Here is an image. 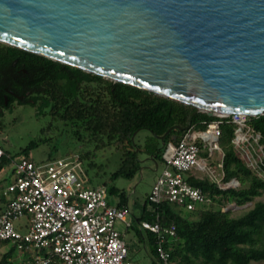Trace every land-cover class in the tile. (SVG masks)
<instances>
[{"label": "trees", "instance_id": "trees-1", "mask_svg": "<svg viewBox=\"0 0 264 264\" xmlns=\"http://www.w3.org/2000/svg\"><path fill=\"white\" fill-rule=\"evenodd\" d=\"M15 102L32 103L38 107L39 114L50 115L48 129L54 127L55 121L60 122L69 126L71 134L78 140L94 144L84 156L78 154L79 160L89 159L90 167L97 165V149L114 147L122 156L110 180L133 178L141 169L140 153L163 163L170 144L176 145L186 133L207 130L209 124L220 120L217 115L196 113L188 129L190 115L195 110L191 105L0 42V115ZM250 123L261 133L264 142V115L251 117ZM172 126L179 128L173 129L163 140L157 137ZM220 128L222 180L228 182L236 178L240 184L224 187L209 176H191L190 183L200 187L209 198L197 210L190 211L191 214L197 213L198 218L184 215L182 209L167 201L154 203L148 196L142 212L135 217L137 222L158 221L163 226L176 228L177 236L165 246L171 253L173 264H252L253 261H264V201L255 200L264 194V179L246 165L234 146L235 123L231 118H223ZM141 130L150 134L143 143H138L135 138ZM38 144L37 141L30 142L23 149V156L31 158L29 152ZM57 150L58 146L53 145L46 160L55 158ZM201 154L208 157L209 152L206 150ZM11 160L5 150L0 156V173ZM109 201L127 205L126 191L111 184ZM253 201L254 205L239 216H232L230 209L225 210L230 203L244 206ZM5 202L3 194L0 196V212ZM136 234L144 240L143 231L136 229ZM145 237L153 255L150 264H160L156 235L147 232ZM4 243L9 242L0 241V246ZM17 252L16 246L10 244L0 264H25L28 255L24 261H18L15 259Z\"/></svg>", "mask_w": 264, "mask_h": 264}, {"label": "water", "instance_id": "water-1", "mask_svg": "<svg viewBox=\"0 0 264 264\" xmlns=\"http://www.w3.org/2000/svg\"><path fill=\"white\" fill-rule=\"evenodd\" d=\"M0 42L191 105L188 129L264 112V0H0Z\"/></svg>", "mask_w": 264, "mask_h": 264}, {"label": "built area", "instance_id": "built-area-1", "mask_svg": "<svg viewBox=\"0 0 264 264\" xmlns=\"http://www.w3.org/2000/svg\"><path fill=\"white\" fill-rule=\"evenodd\" d=\"M260 115L264 112L255 116L217 115L220 120L209 124L207 130L190 131L176 145L170 144L149 200L167 201L187 211L209 201L189 178L210 171L209 162L201 155L204 148L209 159L219 152L217 164L223 167L219 142L223 118L235 123L232 142L241 158L264 179V142L250 123L251 117ZM4 153L0 142V156ZM79 158L74 154L38 162L21 156L14 161L13 180L3 193L6 202L0 212V241L26 252L25 264H133L125 233L117 228L118 221L132 226L131 207L110 203L108 181L91 177L81 164L83 158ZM227 183L230 185L224 187L240 184L235 178ZM138 224L141 231L156 235L159 263L173 264L165 246L177 236L176 228L149 220Z\"/></svg>", "mask_w": 264, "mask_h": 264}, {"label": "rangeland", "instance_id": "rangeland-1", "mask_svg": "<svg viewBox=\"0 0 264 264\" xmlns=\"http://www.w3.org/2000/svg\"><path fill=\"white\" fill-rule=\"evenodd\" d=\"M50 122L51 116L48 114H39L38 107L32 103L21 104L15 102L11 108L4 109L2 115H0V142L3 144L8 155L12 157V160L0 173V196L3 195L8 183L13 180V161L24 155L22 151L30 142L37 141L39 143L29 152V156L38 162L47 159L53 145L58 146V150L54 152L55 158L64 157L66 153L70 152L71 155L81 154L84 156V152L88 148L94 147V144L89 142L83 143V141L78 140L71 134L70 127L60 122L55 121L54 127L48 129ZM42 129H45V131ZM149 134L147 130H141L135 139L138 143H143L145 137ZM204 151H206L205 148ZM96 154L95 162L97 165L90 167L88 164L89 159L84 157L85 160L81 162L82 166L95 180L96 178L101 182L107 180L108 186L114 184L120 189H124L127 193L129 206L134 210L135 215L139 216L142 212L145 199L163 170V163L154 160L145 153H140L141 169L133 178L120 177L116 180H110L111 174L118 168L122 154L116 151L114 147L97 149ZM201 155L202 158H206L209 162L211 169L207 173L198 172V175L200 177L209 176L220 182L222 186L226 184L230 185L222 180L223 173L221 167L217 164L220 160V153L217 152L213 156V159H209V157H205L203 154ZM212 170L213 173H211ZM255 200L264 201V194L255 198ZM253 205L254 201L244 206H237L235 203H230L225 207V210L230 209L232 216H239ZM182 211L186 216L190 214L192 219L198 218L197 213L193 214L192 212L191 214L190 211L185 209ZM137 225L138 222L135 219L134 227L130 228L122 221L117 222V228L125 233L126 241L132 246L130 251L133 264H150L153 260V255L149 245L146 244L145 248L142 242L143 240H140L136 234ZM146 233V231H143L144 235ZM9 247V243H4L0 246V259ZM16 254L15 259L18 261H24L23 259L28 255L23 251H18ZM252 264H264V261H253Z\"/></svg>", "mask_w": 264, "mask_h": 264}, {"label": "crops", "instance_id": "crops-1", "mask_svg": "<svg viewBox=\"0 0 264 264\" xmlns=\"http://www.w3.org/2000/svg\"><path fill=\"white\" fill-rule=\"evenodd\" d=\"M156 165H157V163H156ZM127 204L129 205V201L127 202ZM132 213H133V216H132L131 218L133 219V224H132L131 227H134V219H135L136 215H135L133 209H132ZM139 215H140V214H139ZM135 220H136V219H135ZM138 223H139V222H138ZM138 225H139V224H138ZM138 225H137V229H139V228H138ZM139 230H140V229H139ZM142 242H143V245H144L145 248H146V244L149 245L148 240H147V238L145 237V235H144V240H143ZM129 246H130V250H131L132 246H131L130 244H129ZM135 249H136V247H135ZM130 254H131V251H130Z\"/></svg>", "mask_w": 264, "mask_h": 264}]
</instances>
